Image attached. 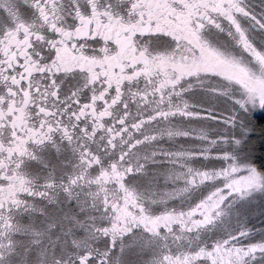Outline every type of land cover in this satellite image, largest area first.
Here are the masks:
<instances>
[{
    "label": "snow or ice",
    "instance_id": "1",
    "mask_svg": "<svg viewBox=\"0 0 264 264\" xmlns=\"http://www.w3.org/2000/svg\"><path fill=\"white\" fill-rule=\"evenodd\" d=\"M256 112L264 0H0V264H264Z\"/></svg>",
    "mask_w": 264,
    "mask_h": 264
},
{
    "label": "trees",
    "instance_id": "2",
    "mask_svg": "<svg viewBox=\"0 0 264 264\" xmlns=\"http://www.w3.org/2000/svg\"><path fill=\"white\" fill-rule=\"evenodd\" d=\"M254 120L258 128L264 126V112L261 115H255ZM258 143H261L259 139H258Z\"/></svg>",
    "mask_w": 264,
    "mask_h": 264
},
{
    "label": "rangeland",
    "instance_id": "3",
    "mask_svg": "<svg viewBox=\"0 0 264 264\" xmlns=\"http://www.w3.org/2000/svg\"><path fill=\"white\" fill-rule=\"evenodd\" d=\"M262 113H263V112H256V113H254V114H253V119H254V116H255V115H261ZM257 140H258V137H257Z\"/></svg>",
    "mask_w": 264,
    "mask_h": 264
}]
</instances>
